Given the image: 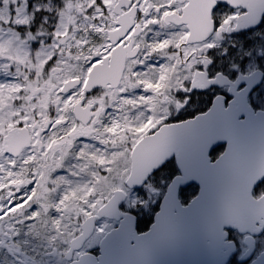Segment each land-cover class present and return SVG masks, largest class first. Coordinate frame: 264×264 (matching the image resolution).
I'll use <instances>...</instances> for the list:
<instances>
[{
	"label": "flooded vegetation",
	"instance_id": "obj_1",
	"mask_svg": "<svg viewBox=\"0 0 264 264\" xmlns=\"http://www.w3.org/2000/svg\"><path fill=\"white\" fill-rule=\"evenodd\" d=\"M4 30L22 32L28 45L15 63L41 59V68L26 74L20 120L8 127L24 129L26 146L13 155L0 137V264L13 254L28 264H48L43 257L84 264L85 252L97 258L100 238L91 236L73 255L64 254L82 221L105 202L92 212L90 166L76 176L82 142L91 141L88 150L123 146L140 117L150 124L158 115L160 126L211 112L228 125L264 111V0H0V71L13 60ZM67 84L73 85L63 92ZM223 149L212 148L209 161ZM178 174L171 157L151 175L165 182L152 190L156 206ZM76 178L78 191L71 184ZM196 191L180 188L183 204ZM134 215L136 231H147L152 218ZM107 223L117 225L97 221ZM263 233L246 254V234L227 230L224 264H250L264 250Z\"/></svg>",
	"mask_w": 264,
	"mask_h": 264
},
{
	"label": "water",
	"instance_id": "obj_2",
	"mask_svg": "<svg viewBox=\"0 0 264 264\" xmlns=\"http://www.w3.org/2000/svg\"><path fill=\"white\" fill-rule=\"evenodd\" d=\"M231 120L228 125H220L214 118L203 125L200 119L163 125L136 144L126 184L141 186L147 175L176 151H181L177 155L181 175L170 182L148 232L135 234L134 224L128 221L126 225V216V224L107 233L99 246V264H223L220 256L208 251L216 247L224 228L244 232L256 222L264 226V194L258 199L251 196L253 186L264 177V113L241 122ZM25 141L22 130L11 129L3 138V147L17 153ZM219 141L226 142L225 151L209 163L204 145L207 149ZM180 156L191 160L182 162ZM190 183L198 186V192L181 205L178 188ZM118 194L115 192L98 215H109L108 210L117 207L122 201ZM94 220L95 216L89 222ZM92 227L77 242L89 235ZM73 247L78 245L70 249ZM252 264H264V252Z\"/></svg>",
	"mask_w": 264,
	"mask_h": 264
},
{
	"label": "rangeland",
	"instance_id": "obj_3",
	"mask_svg": "<svg viewBox=\"0 0 264 264\" xmlns=\"http://www.w3.org/2000/svg\"><path fill=\"white\" fill-rule=\"evenodd\" d=\"M4 33H7L6 39L8 38L10 42L13 41L12 45L14 47L11 48V57L18 56L22 58L23 52L21 47L28 48V45L15 39L16 36L18 39L21 35L15 32L9 33L6 30H4ZM5 41L3 42L5 43ZM9 61L10 64L3 67L2 71H0V137L11 124H15L20 120L19 111L21 108L19 104L21 95L27 88L25 82L28 76L26 74L31 71H39L41 68V59L38 60L36 65L33 62L25 61L26 66L16 64L15 60L11 58ZM3 62L5 61H0V63ZM162 121L163 119L156 115L155 118L151 119L150 124H148V119L143 120V117H140L139 126L133 134L134 138L129 140L128 143L123 144V146L114 145L115 147L111 148L107 145L106 149L100 150L93 147L92 150H88L85 146L87 143H91V141L81 143V150L74 162L77 168L76 176H82L88 166L91 168L93 180L98 176L100 168L105 171L103 179L100 177L98 180L95 179V182H92L91 203L93 207L98 206V204L108 198L111 191L115 188L123 189L122 184L129 171L128 147L146 132L154 130ZM57 177L62 178L63 175L59 174ZM71 184L74 188H79L82 185V181L72 179ZM164 185L165 182L162 179H159L157 182H154L153 179L149 180L139 191L128 192L123 208L129 209L139 218L145 219L149 216L151 208L156 205V197L152 194V190L156 188V190L162 189ZM258 189L259 187L255 190V194H258ZM111 226L112 223L101 225L97 233H94V239L100 238L104 231L108 230ZM262 239L264 241V233ZM87 249H93V245ZM7 263L20 264L18 258H14V255Z\"/></svg>",
	"mask_w": 264,
	"mask_h": 264
}]
</instances>
